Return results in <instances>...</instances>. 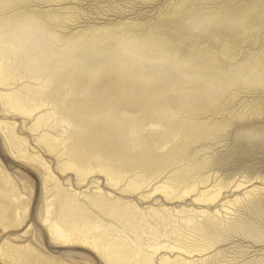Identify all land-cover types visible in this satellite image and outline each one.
<instances>
[{"label": "rangeland", "instance_id": "rangeland-1", "mask_svg": "<svg viewBox=\"0 0 264 264\" xmlns=\"http://www.w3.org/2000/svg\"><path fill=\"white\" fill-rule=\"evenodd\" d=\"M15 13L35 15L36 20L54 36L53 41H48V45L46 40L40 42L35 38L32 41L34 48L45 43L43 46L57 55L81 41H95L96 44L91 46L96 45L97 55L94 52L90 57L81 49L75 50L74 63L66 68L64 74L67 73L66 77L70 82L79 80L102 67L109 69L113 61L120 60H124V63L136 62L138 69L152 67L169 74L167 81L152 83L153 87L149 84L150 92L148 88H141L137 83H126L123 86L125 91L134 89L137 91L139 88V99L135 100V104H110L112 107L103 105L109 104L108 100L114 103L118 89H114V92L108 89L113 77L109 76L111 74H107L109 78L104 75L103 80L98 81L95 87L100 99L104 101L101 103L102 107L99 105L101 109H93L89 104L94 105L95 101L88 102L85 95L82 96L75 90L71 92L70 85L69 87L66 85L65 91L67 93L70 91L72 108H76L77 113L80 112V108L88 109V115L83 111V115L79 116L83 126H91L100 133L104 132V127L124 124L125 127L117 134L115 140L120 153L134 148L137 144L142 145L141 149L151 150L159 156L178 151L174 164L144 172L145 174L140 173V168L131 167L123 173L125 178L116 183L117 185L110 184L106 175L98 171L87 175L83 182H78L76 174L72 171L62 173L59 170L60 156L50 154L44 145L38 143L37 138L42 130L35 133L31 131L34 119L5 112L0 101V121L16 125L17 135L28 141L29 154L40 156L63 188L81 194V201L84 202L86 197H93L96 192L101 191L110 198L132 203L144 212L151 209L224 212L222 208L224 204L243 198L246 203L231 208L234 209L233 214L231 213L234 216L232 218L250 219L251 222L263 223L264 227V218H258L257 212L260 211V207L257 203L253 205V202L257 201L264 203V0H25L24 4L6 12L4 16H12ZM122 41L128 44L125 45ZM160 43L164 44V50L156 48ZM135 44L147 46L145 49L149 47L148 50L152 48V55L149 53L150 56L147 54L142 58L136 54L137 57L132 55L129 49ZM162 56V60L169 57L164 62L161 60ZM199 74L208 75L207 77L216 79V82L210 86L207 97L199 101L200 104H195L191 98L197 96L200 91L207 90L203 89L204 81L198 77ZM0 90L4 91L1 87ZM139 94L142 97L146 95V98L144 96L143 100ZM140 102L145 104L142 105ZM156 105L159 106L158 109L164 110L165 117L148 116V109ZM42 111L48 112L49 109L42 108L35 116H39ZM104 115L106 118H103ZM103 119L106 120L102 123ZM131 122L138 126L136 139L128 129ZM185 123L189 124L184 130ZM127 124L129 125L126 126ZM72 125L63 129L58 128L52 134L60 137L64 130L68 129L70 135L77 138L80 136L78 124ZM181 129L188 137H183V142L178 145L174 138L176 139V134L181 132ZM14 156L0 129V168L11 177L20 191V198L26 202V209L23 207L17 210L18 213H22L19 222L6 226L0 223V264H12L10 259L6 258L8 257L6 249L10 245L29 248L27 251L43 258L44 264H107L87 247L64 244L51 237L46 221L49 217L48 204L53 202L49 196L51 193L46 189L39 174V167ZM174 174L178 179L187 177L184 179L190 182H199L207 178L208 183L198 185L196 192H188L186 196L184 189L173 198L174 200L169 198V201L158 188ZM139 177L145 179L140 182ZM133 182L136 188L134 184L132 187L135 190H131L132 187L128 188V184L131 186ZM219 182L224 190L215 204L207 206L196 203L199 193ZM238 186L242 187L237 188ZM11 209L14 214L15 206L11 205ZM92 210L96 211L94 208ZM105 219V222H111L110 219ZM220 231L221 229H218V233L210 238L213 245L211 251L189 256L179 251L161 250L153 264H160V259L165 256L172 261L180 257L192 264H264V237L227 234Z\"/></svg>", "mask_w": 264, "mask_h": 264}, {"label": "bare ground", "instance_id": "bare-ground-1", "mask_svg": "<svg viewBox=\"0 0 264 264\" xmlns=\"http://www.w3.org/2000/svg\"><path fill=\"white\" fill-rule=\"evenodd\" d=\"M24 3L25 0H0V87L4 89V91L0 90V101L3 110L7 113H14L23 117L33 118L34 123L32 122L33 126H31V131L35 133L39 132V130H42V133L39 134V138H37L38 143L44 145L50 154L59 155V170L62 171V173H67L68 171L74 172L78 182H83L87 175L98 171L106 175L110 184H116L122 180L123 177L125 178L123 173L126 170L131 169V167L140 168V173H148L162 166H167L169 164L171 165L172 163L174 164L176 160L175 155L176 152H178L177 150L170 154H164L166 156H159L151 150L146 151L141 149L140 147H142V145L140 146L137 144L134 148H129L128 150L120 153L115 140L117 139V134H120L122 128L125 127L124 124L120 126L119 123L115 126L110 125L108 127H104L105 130L104 132H100L101 134L99 133L98 129H92L91 126L88 125L83 126L79 116L83 115V111L88 115L87 107L82 106L83 108H80V112H82V114L79 111L77 113V109L72 108L73 102H71L70 91L68 93L65 91L66 87L70 85L71 92L75 90L76 92L81 93L82 96L85 95V99H87L88 102L95 101L96 104H89V106H93V109L100 108V106L102 107L103 105H101V103L104 101L100 99L98 92L95 91V87L98 81L103 80L102 78H104V75L111 74L109 76H112L113 80H111L112 82L110 85L107 83L110 86L108 89L113 90V92L114 89H118V93L115 95L116 97H114V103L111 101L110 103L108 100L107 103L109 104L104 103L103 106L107 105L108 107H112L110 104H135V100L139 99V88L137 91H135L136 89L125 91V87L123 86H125L126 83L129 84V82H134L139 84L141 88L145 87V89L148 88L149 90V84L152 86V83L158 84V82H165V80L169 78V74L166 73V71L164 72L159 69H152V67L151 69L146 68L145 70H142V67L138 69L135 65L136 62L127 63V58V60H125L127 62L125 63L123 62L124 60L113 61L112 66L109 67V69L101 66L102 68H100V70H94L93 73L83 76L79 80L70 82L69 78L66 77L67 73L66 75L64 74L66 68L74 63L75 50L81 49L83 52L89 54L90 57L94 52H96L97 55L98 53L96 45L94 47L91 46L96 44L94 43L95 41H81L80 43L75 42V45L69 46L66 48L67 50L65 52L59 53L57 55H54L55 53L44 47L43 45H45V43L36 46L37 48H34L32 46V41L35 38L40 40V42L47 41L46 45L49 44L48 41H53L54 39V36L51 35L46 27L36 20V16L25 14L22 15V13H15L12 16H4L6 12L15 10ZM123 43H121V45H123ZM127 44L128 43H125V45ZM118 47L120 48V46ZM145 47L141 46L140 44H135L129 50L132 55H138V57L142 58L144 55L147 56V54H151L152 51V48L151 50H148L150 48L148 47V49H145ZM126 48L128 49V47ZM156 48L159 50H164V44L160 43L156 46ZM167 57H164V60H162V56L161 60L165 62V60L167 61L168 59ZM133 61L136 60L133 59ZM93 62H95V60H93ZM160 65H158V67ZM207 76L208 75L203 74H199L198 76L204 81L203 89L207 90H202L199 94H197V96L191 98L195 104L199 103V101L201 102L203 98L207 97V92L209 91L210 86L216 82V79L214 80L211 77L210 79ZM46 77L47 79H45ZM106 77H108V75ZM172 78H170V84ZM142 90L145 91L144 89ZM106 93L104 92V94ZM144 96L146 98V95ZM140 97H142V95ZM145 98H143V100ZM149 101L147 103H149ZM88 102H86L87 105ZM144 102L146 103V101ZM156 107L148 109L147 106L148 116L153 117L155 115V118L156 115L158 117L164 116V110H160V108L158 109V107ZM42 108H48L49 111H42L40 112L39 116H35L36 113L41 111ZM102 110L105 111L104 109ZM75 113H77V115H75ZM104 116L105 117L103 118H106V115ZM148 116L145 117L148 118ZM105 120L102 121V123L105 122ZM132 120L130 119V121ZM191 121L192 120H190V122ZM96 122H98V120ZM50 123H53L52 126L48 125ZM71 123H75L76 125L78 124L77 126L80 130V136L77 138H73L72 135H70L71 133L68 131V129H65L60 137L53 135L54 133L52 134V132L57 131L58 128L63 129L64 127L73 126ZM138 123L140 124V122ZM187 124L189 123H185L183 126L184 130L187 128ZM106 125L108 124L106 123ZM128 125L129 124L126 126ZM157 126H159V124ZM128 127L132 136H134L133 138H135L138 133L137 124L133 122ZM46 128L48 129L47 131L45 130ZM0 129L6 139L9 149L13 152L16 158L21 159V161L24 160L27 163H33L40 169L39 174L43 178L46 189H48V192L51 193L49 196H51L53 199V202L48 204L49 217L47 216L48 219H46L47 227L50 231L51 237L54 240L64 244H79L87 247L94 251L107 264H153L154 259L157 257V253L159 254L161 250H168L170 252L179 251L182 254L189 256H192L195 253L202 255L213 247L210 238H213V236L218 233V229H221V231L226 232L227 234L236 233L251 236L255 235L260 238L264 237L263 223L256 221L251 222L250 219L246 220L243 218H232L234 217L232 216V211L234 209L231 210V208L238 205L241 206V204L244 202L243 198H237L232 202H227L222 207L224 208V212L216 211V213H211L206 210L197 212L194 210L173 211L170 209H151L149 212H144L132 203L123 202L117 198H110L101 191L96 193L94 192L95 195L93 197H86L85 202L81 201V194L79 195L74 191L72 192L63 188L60 182L53 175L48 164L40 156H32L29 154L28 141L25 138L19 137L17 135L16 125L14 123L0 121ZM183 129H181V132L178 131L179 133L176 134V139L174 138L178 145L183 142V137L187 136L184 135ZM139 140H137V142ZM141 143L142 142H140V144ZM184 173L186 174V172ZM139 176L141 175L139 174ZM144 177H139V181H143L142 179ZM184 178L181 177L178 179L177 175H171V177L165 180L162 186L158 188L159 192L162 190L166 196L165 198L170 201L169 198L173 199L174 197H177L184 189L185 195L188 192H196L198 185L201 184L203 186L208 183L207 178L204 180L201 179L202 181L199 182H190ZM134 182L131 184V186L128 184V188L132 187ZM219 183L212 188L199 193L195 200L196 203L203 205L206 204L207 206L215 204L220 199L222 191L224 190L222 184ZM135 184L137 183L135 182ZM135 184L133 186H135ZM241 187L242 186H238L237 188ZM134 188H136V186ZM134 188L132 187L131 190ZM153 192L155 191L153 190ZM20 197V191L11 177L0 168V223L6 226L15 224L22 219V213H18L17 210L22 209L23 207L26 209V202H23ZM247 197L250 198V196ZM249 200L251 201V199ZM249 203L252 202H248V204ZM256 203L260 207V211L257 212L258 218L263 219L264 203L257 201L253 202V205H256ZM11 205L15 206L14 214H12ZM93 208L96 211H93ZM105 218L110 219L111 222H105ZM6 250L8 256L6 258L10 259L12 264H44L42 263L43 258L40 256H34L33 254L29 253V251H27L29 248L25 249L10 245ZM160 260V264H192V262L180 257L172 261V259L165 256V258L162 257Z\"/></svg>", "mask_w": 264, "mask_h": 264}]
</instances>
